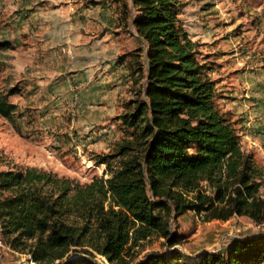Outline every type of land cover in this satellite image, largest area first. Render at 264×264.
<instances>
[{
	"label": "trees",
	"instance_id": "trees-1",
	"mask_svg": "<svg viewBox=\"0 0 264 264\" xmlns=\"http://www.w3.org/2000/svg\"><path fill=\"white\" fill-rule=\"evenodd\" d=\"M122 7L133 10L142 41L135 74L144 83L136 107L120 115L127 135L95 159L108 177L81 183L33 166L0 170L1 238L35 264H100L96 255L108 264H262L264 234L232 239L195 260L150 253L132 263L131 251L148 238L176 244L173 215L193 211L203 222L246 216L262 225L264 181L231 112L216 103L210 67L179 22L180 0ZM15 109L0 94V116L12 121Z\"/></svg>",
	"mask_w": 264,
	"mask_h": 264
},
{
	"label": "rangeland",
	"instance_id": "rangeland-1",
	"mask_svg": "<svg viewBox=\"0 0 264 264\" xmlns=\"http://www.w3.org/2000/svg\"><path fill=\"white\" fill-rule=\"evenodd\" d=\"M122 1L130 5V0ZM122 1L109 0L108 17L110 20H118L119 24L123 22L124 27H127L128 22L131 25L133 10L128 13L123 9ZM113 2L117 4L114 9L117 16L110 11ZM180 2L182 8L178 19L189 39L197 44L199 59L205 60L204 63H207L210 70H217L221 58L218 51L231 49L238 58L236 61L240 63V67L247 68L250 74L255 70L261 73L256 79H259L257 87L259 86L260 92L263 91L264 97V0ZM72 11L75 12L73 9ZM6 20V12L0 13V31L7 25ZM125 32L124 40L128 41L125 52L114 53L115 57L107 61L113 64V68L118 67L117 74L113 76L115 81L109 82V89L112 90L109 94L111 103H84L80 93L75 91L78 84L75 85L74 80L69 83L72 90L69 92L71 102L60 96L52 99L53 95L48 93L44 97L27 88L22 90L25 82L20 80V70L15 63L18 58L14 54L16 46L0 32V43L4 41L10 44V47L0 50V94L16 106L12 121L0 116V170L8 169L13 164L33 166L81 183H88L94 177H108L105 164H96L95 159L97 155L113 153L117 143L127 135L120 115L133 110L136 99L142 97V75L135 74L136 70H142V59L136 50L142 45V41L135 30L132 32L126 29ZM55 48L56 54H65L69 59L74 57L73 50L66 42ZM99 64V61L88 60L85 65L81 62L78 65L82 67V72L88 74L91 67H99ZM10 71L16 72V75L8 76ZM68 77L72 79L70 75ZM84 84L89 87V81L84 80ZM224 87L223 90L216 89V103L222 110L231 111L242 149L252 156L264 181V138L257 139L250 135V126L245 124L253 117L248 113L250 109L233 111L226 84ZM83 96L86 98L85 94ZM260 116L264 123V98ZM261 192L264 193V185ZM169 230L172 234H177L175 245L169 247L162 237L148 238L131 251L132 263L150 253H162L166 256L177 253L181 259L195 260L205 252L216 253L224 249L232 239L264 234V223L257 225L246 216L236 215L227 221L203 222L193 211H188L183 215H173L169 220ZM94 260L100 264H108L99 255ZM0 264L35 263L26 254L10 247H0Z\"/></svg>",
	"mask_w": 264,
	"mask_h": 264
},
{
	"label": "crops",
	"instance_id": "crops-1",
	"mask_svg": "<svg viewBox=\"0 0 264 264\" xmlns=\"http://www.w3.org/2000/svg\"><path fill=\"white\" fill-rule=\"evenodd\" d=\"M108 3L109 0H0V13L6 12L7 16V25L0 32L16 46L14 54L18 58L15 63L20 70V80L25 82V86L20 88L44 97L46 93L52 94V99L60 96L71 102L69 83L74 80V84H78L75 91L80 93L84 103H111L109 82L115 81L113 76L117 74L118 67L113 68L112 63L111 67L107 61L115 57L114 53L125 52L128 44L124 40L125 30L133 32L134 29L129 22L124 27L123 22L119 24L118 20H110ZM116 6L113 2L110 11L115 13ZM65 42L74 52L72 59L55 53V47ZM217 54L221 56L219 68L210 72L215 89L223 90L226 84L227 93L231 96L229 103L233 104L230 108L235 112L250 109L248 113L253 117L245 122L250 126L248 131L251 136L263 139L264 123L260 112L264 97L263 91L257 87L259 79H256L261 73L255 70L250 74L247 68L240 67L231 49ZM88 60L99 61L100 64L99 67H91L86 74L78 64L85 65ZM15 75L16 72L10 71L8 76ZM84 80L89 81L88 88Z\"/></svg>",
	"mask_w": 264,
	"mask_h": 264
},
{
	"label": "built area",
	"instance_id": "built-area-1",
	"mask_svg": "<svg viewBox=\"0 0 264 264\" xmlns=\"http://www.w3.org/2000/svg\"><path fill=\"white\" fill-rule=\"evenodd\" d=\"M0 247L4 249H9V246L6 245V243L3 241V239L0 237Z\"/></svg>",
	"mask_w": 264,
	"mask_h": 264
}]
</instances>
